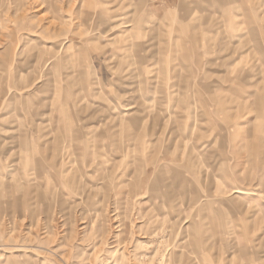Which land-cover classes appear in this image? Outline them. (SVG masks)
<instances>
[{
    "label": "rangeland",
    "instance_id": "1",
    "mask_svg": "<svg viewBox=\"0 0 264 264\" xmlns=\"http://www.w3.org/2000/svg\"><path fill=\"white\" fill-rule=\"evenodd\" d=\"M0 264H264V0H0Z\"/></svg>",
    "mask_w": 264,
    "mask_h": 264
},
{
    "label": "crops",
    "instance_id": "2",
    "mask_svg": "<svg viewBox=\"0 0 264 264\" xmlns=\"http://www.w3.org/2000/svg\"><path fill=\"white\" fill-rule=\"evenodd\" d=\"M129 26V28H132L133 27V24H130V25H128ZM132 26V27H131ZM235 191V190H234ZM234 191H233V194H238V193H240L241 194V192L239 191V190H236V193H234Z\"/></svg>",
    "mask_w": 264,
    "mask_h": 264
},
{
    "label": "bare ground",
    "instance_id": "3",
    "mask_svg": "<svg viewBox=\"0 0 264 264\" xmlns=\"http://www.w3.org/2000/svg\"><path fill=\"white\" fill-rule=\"evenodd\" d=\"M132 27V26H131ZM137 138V137H136ZM136 140V139H135ZM72 143V142H71ZM129 148V147H128ZM59 149V148H58ZM121 153V152H120ZM127 154V153H126ZM131 162V161H130ZM234 193H236V190L234 191Z\"/></svg>",
    "mask_w": 264,
    "mask_h": 264
}]
</instances>
